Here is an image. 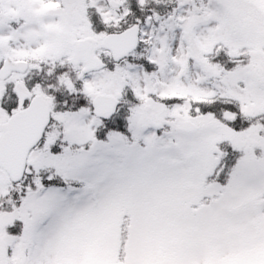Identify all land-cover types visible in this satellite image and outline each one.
<instances>
[{
    "label": "snow or ice",
    "instance_id": "obj_1",
    "mask_svg": "<svg viewBox=\"0 0 264 264\" xmlns=\"http://www.w3.org/2000/svg\"><path fill=\"white\" fill-rule=\"evenodd\" d=\"M0 264H264V0H0Z\"/></svg>",
    "mask_w": 264,
    "mask_h": 264
}]
</instances>
